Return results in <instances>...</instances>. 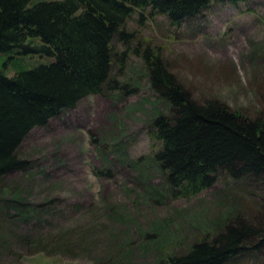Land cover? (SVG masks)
<instances>
[{
	"label": "rangeland",
	"instance_id": "1",
	"mask_svg": "<svg viewBox=\"0 0 264 264\" xmlns=\"http://www.w3.org/2000/svg\"><path fill=\"white\" fill-rule=\"evenodd\" d=\"M125 27L158 48L196 99L216 96L249 115L264 103V0H216L178 25L163 12L139 19L133 10ZM111 43L123 47L115 34ZM52 57L0 50L7 73ZM116 65L110 75L131 91L86 93L31 126L16 146L31 161L0 174V264H150L168 240L184 244L210 222L231 218L232 207L243 217L256 207L253 221L263 222L257 179L221 170L194 194L170 192L147 134L166 101L139 55L129 51ZM105 166L109 174L94 172ZM249 251L245 264H260L264 246Z\"/></svg>",
	"mask_w": 264,
	"mask_h": 264
},
{
	"label": "trees",
	"instance_id": "2",
	"mask_svg": "<svg viewBox=\"0 0 264 264\" xmlns=\"http://www.w3.org/2000/svg\"><path fill=\"white\" fill-rule=\"evenodd\" d=\"M214 1L0 0V50L53 55L11 73L6 60L0 64V174L29 165L31 160L15 149L31 126L86 93L131 91L129 83L109 72L113 62L119 69L131 51L140 56L150 86L167 104L166 111L154 112L147 134L155 141L151 154L170 192L194 194L221 170L264 184V103L249 115L216 96L196 99L166 66L158 48L125 27L133 10L139 19L163 12L170 24L178 25ZM218 1L235 5L243 0ZM114 34L121 49L112 46ZM94 172L109 174L110 168ZM243 210L245 217L232 207L231 218L210 222L177 247L168 240L160 247V258L150 264H245L249 250L264 246V220L253 221L256 207ZM263 260L256 255L255 262Z\"/></svg>",
	"mask_w": 264,
	"mask_h": 264
}]
</instances>
